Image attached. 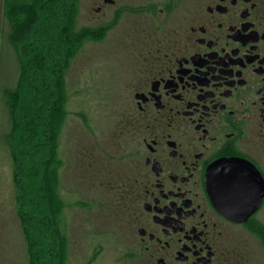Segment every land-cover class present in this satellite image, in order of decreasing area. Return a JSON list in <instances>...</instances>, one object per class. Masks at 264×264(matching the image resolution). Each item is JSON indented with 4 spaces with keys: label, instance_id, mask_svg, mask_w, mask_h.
Listing matches in <instances>:
<instances>
[{
    "label": "flooded vegetation",
    "instance_id": "af4514ba",
    "mask_svg": "<svg viewBox=\"0 0 264 264\" xmlns=\"http://www.w3.org/2000/svg\"><path fill=\"white\" fill-rule=\"evenodd\" d=\"M91 3L80 33L122 31L133 73L122 264H241L237 232L264 228V0ZM215 167L235 180L230 200Z\"/></svg>",
    "mask_w": 264,
    "mask_h": 264
},
{
    "label": "rangeland",
    "instance_id": "374dc122",
    "mask_svg": "<svg viewBox=\"0 0 264 264\" xmlns=\"http://www.w3.org/2000/svg\"><path fill=\"white\" fill-rule=\"evenodd\" d=\"M5 6L1 0L0 264H30V251L34 252L32 264H48L49 239L57 242L55 263L84 264L92 259L93 264H122L126 177L120 155L128 144L126 138L134 141L122 131L123 113L133 107V78L123 79L125 73H133L123 65L122 31L89 42L80 29L90 15L91 0H75L65 20L68 39L83 38L62 47L61 80L55 76L59 81H54L53 75H45L51 50L41 38L44 27L51 24L48 15L53 4L47 2L45 9L34 4L38 21L13 43ZM23 68L26 73L15 101L7 92L16 88ZM54 83L60 88L59 108H51L56 117L52 120L48 110L40 111L46 121L38 124L32 112L46 105L38 100L39 89ZM37 146L39 154L34 155ZM259 219L264 223V214ZM22 223L30 225L35 239L30 250ZM46 224V233L40 234L43 241L33 226L45 228ZM236 240L244 258L241 264H264V228L261 233L238 231Z\"/></svg>",
    "mask_w": 264,
    "mask_h": 264
},
{
    "label": "trees",
    "instance_id": "16d2710c",
    "mask_svg": "<svg viewBox=\"0 0 264 264\" xmlns=\"http://www.w3.org/2000/svg\"><path fill=\"white\" fill-rule=\"evenodd\" d=\"M35 1V3H32ZM47 2L50 4H53L52 6V11L49 13L48 17L50 18L49 26L46 28L44 27L43 32L41 33V38L44 39L45 43L47 44L50 51L51 59H50V64L47 62V68L45 75L48 73L49 76L53 75L54 81H59L61 80L60 74L62 69L59 66V64H63L64 58H62V51H63V46L68 43L71 44H77L79 41L83 38V36H71V39H68L69 37V29H67V24L66 21L68 19V16L71 13V9L73 7V3L75 0H12L11 2L6 1V17L10 22V31L8 33V37L10 40V43H13L14 40L21 38L24 34H27L30 29H32L33 25L38 21L37 14H36V8L34 7V4H37L38 7L41 9H45L47 6ZM48 18V19H49ZM65 39H64V38ZM67 38V40H66ZM68 46V45H66ZM67 53L69 51V47H67ZM62 61V63H61ZM54 63V64H53ZM26 70L23 68L20 70V79L19 82L17 83L16 88L13 91H8L7 94L9 97H13V100L17 101V97L19 96L21 92V80H23V76H25ZM60 77L59 80L56 79V77ZM56 84H47V89L45 88L44 85H42V88L39 89L38 93V100L41 99L42 102L46 105H42L40 108L38 107L35 112H32L35 115V118L38 120L37 123L41 124V120H43V125L45 124V115H41L39 112L43 110H48V114L51 113V108L56 107L59 108V104L56 103V95L57 92L60 91L57 88H55ZM6 94V96H7ZM12 100V101H13ZM10 101L11 103H13ZM61 101V100H60ZM16 103V102H14ZM46 106V107H45ZM46 112V111H45ZM59 114V110L57 112ZM57 114V115H58ZM51 118L53 120L55 114L51 113ZM27 135V133H25ZM35 136V135H33ZM28 138V135L26 136V139ZM46 139V138H45ZM23 147L26 146V144L22 145ZM18 149H14V152L17 151ZM38 146L37 150H35L34 155H38ZM19 153L21 155V151L19 150ZM23 153V152H22ZM25 156L29 155L26 154L27 152H24ZM33 156V155H31ZM16 159V158H15ZM16 161V160H15ZM17 167V165H15ZM19 168V166H18ZM20 169V168H19ZM17 185V183H16ZM18 187V186H17ZM20 211V209H19ZM48 224V223H47ZM47 224L45 225V228L38 227L37 225L33 226L34 230L38 231L37 237L42 236V234L45 232L46 229H48ZM23 225V223H22ZM30 225L26 223V225H23V232H24V237H25V242L27 243L28 249L32 246H35V239L33 238L32 234L30 233L29 230ZM46 233V232H45ZM41 234V236H40ZM49 238V237H48ZM44 241V237L41 238ZM49 241L47 251L49 254H51L48 259L49 262L48 264H60L59 260L55 263L54 258L57 259V257H53L54 255L56 256V249H57V242L56 241H51L50 239L47 240ZM55 251V253H53ZM32 254L34 252L30 251V256H31V263L32 264ZM39 254H37L38 256ZM34 263V262H33ZM38 263V262H37Z\"/></svg>",
    "mask_w": 264,
    "mask_h": 264
},
{
    "label": "water",
    "instance_id": "95a60500",
    "mask_svg": "<svg viewBox=\"0 0 264 264\" xmlns=\"http://www.w3.org/2000/svg\"><path fill=\"white\" fill-rule=\"evenodd\" d=\"M216 167L212 170V172L214 173V175H211V182L210 185L212 187V190H217V193L221 192V197L220 195L218 196L219 199H227L230 200L231 199V191L233 189L232 185L235 183V180L231 177L230 173H219V171L216 173ZM222 169V168H221ZM219 191V192H218ZM224 213L226 215H228L229 217H235L236 215L238 216L239 213H236L234 211H232L229 208H224Z\"/></svg>",
    "mask_w": 264,
    "mask_h": 264
}]
</instances>
